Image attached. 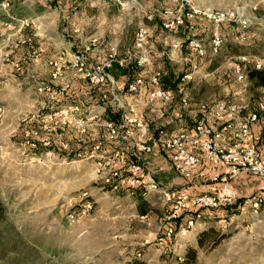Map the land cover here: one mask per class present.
I'll return each instance as SVG.
<instances>
[{"label":"rangeland","instance_id":"1","mask_svg":"<svg viewBox=\"0 0 264 264\" xmlns=\"http://www.w3.org/2000/svg\"><path fill=\"white\" fill-rule=\"evenodd\" d=\"M3 1L0 0V198L5 212L0 222V264H264V205L257 215L240 210L210 220L204 213L201 227L187 236L175 234L164 243L163 200L153 206L154 211L142 215L133 195L106 185L108 167L97 169L95 159L88 155L68 156L57 146L53 149L43 144L46 138L64 140L77 153L82 141L106 140L103 118L89 120L80 128L64 124L60 117L51 121L48 91L39 90L51 83L49 61L63 54V67L70 65L75 51L90 38L98 39L102 54H108L115 44L120 57H133L138 53L134 40L139 25H145L148 31L149 63L143 69L145 85L133 97L145 95L150 87L148 75L156 69L165 71V80L174 79L186 65L182 60L186 56L183 44L193 32L184 35L182 31L168 30L161 22L174 18L181 8L182 12L194 13L193 19L200 25L193 37L201 38L208 52L199 72L186 82L185 94L193 103L225 99L256 112L263 103L259 96L264 99V88H257L247 79L237 81L233 65L241 55H263L264 0H47L44 3L54 16L53 23L39 19V35L34 36L55 45L43 59L38 58L42 47L29 51L30 59H24V43L30 39L25 38L22 29L46 7L37 0H11L8 7ZM13 8H21L22 20L5 18V10L10 9V13ZM222 12H227L229 19L221 24L223 44L212 55L209 40L214 25L208 16ZM147 14H152V19H147ZM59 19L62 31L57 27ZM243 23L245 39L240 37ZM64 27L68 30L66 37ZM82 28L90 33L85 34ZM72 34L80 43L70 37ZM173 42H178L179 47H173ZM123 97L122 103L126 104ZM86 98L89 115H93L101 100ZM132 105L136 111L132 113L148 124L150 132L163 126L165 115H143L150 106L145 99ZM169 106L172 105H165ZM158 107L153 105L154 110ZM173 112L167 118V135L185 127ZM33 119L42 133L33 128ZM33 137H39L41 143L34 144ZM159 152L166 156L162 146ZM180 190L175 189L176 196ZM86 200L93 203V210L79 222L71 223L67 211ZM211 228L216 233L212 234ZM201 235L202 247L198 243ZM189 248L196 250L194 259L190 253L186 256Z\"/></svg>","mask_w":264,"mask_h":264},{"label":"built area","instance_id":"2","mask_svg":"<svg viewBox=\"0 0 264 264\" xmlns=\"http://www.w3.org/2000/svg\"><path fill=\"white\" fill-rule=\"evenodd\" d=\"M3 5L8 7L9 2ZM180 11V12H179ZM209 19L213 22L209 43V53L216 55L223 44L221 24L228 18L227 12L210 14ZM147 19H152V14L146 15ZM194 13L191 11L182 12L177 10L174 18L164 19L162 27L171 29L175 25H184L185 20L191 21ZM191 24V23H190ZM190 30L193 25L187 26ZM240 37L246 38L245 27L241 25ZM63 34L66 37L68 30L64 27ZM147 28L139 25L135 32L134 49L138 52L133 56L137 65L142 71L137 73L132 81L124 88L118 84L110 73V69L115 62L119 65L126 63L132 57H120L117 47L113 44L107 56L102 62H95L91 59L89 52L98 45L99 41L93 37L84 43L80 50H76L75 58L70 65L75 69L78 79L87 81L94 85L106 86L110 91V104L117 106L121 114L117 120L105 119L102 121L106 130V140L119 141L123 143L132 156V160L120 168L118 162L122 155V148L115 149L110 154L101 150V142H97L90 150L88 157L95 159L97 169L109 168L105 178L106 185H112L111 189L121 188V182L127 186V192L133 195L131 188L142 186V195L147 197L151 193H157L165 203L171 204V209L163 216L165 227V239L170 240L175 234L187 236L197 227L204 224V212L198 210L189 217L186 222L177 229L175 222L178 219L179 211L187 209L190 205L202 209H215L221 205L236 202L240 195L231 186V181L240 173L247 172L258 178V190L245 197L242 201L241 212L249 211L257 215L264 205V143L258 144L253 141L252 126L257 122L255 111H243L239 105L225 99L213 102H199L193 104L190 98L184 94L177 100L175 107V117L179 122H184L186 116L192 119L190 128L181 127L173 134L167 135V131L159 130L157 143L170 156L173 170L181 175L188 183L197 184L210 180L219 184L214 192H199L189 194L180 193L175 196L174 188H166L159 184L150 171L147 170L144 155L151 153L154 144L149 143L147 134L148 124L139 116L132 113L130 107L122 103V95L133 96L145 85L143 69L149 63V52L147 50ZM188 46L195 51V57L183 56L182 60L188 65L187 71L181 76V82H187L200 70L201 60L207 55L201 38L187 36ZM67 44L73 46L69 39ZM173 47H179L178 42H173ZM51 67V77L55 80L62 75L64 56L59 54L49 61ZM254 65L256 69H261L264 64V52L262 56L241 55L233 65L236 80L243 82L246 79V67ZM162 70L156 69L148 75L150 85L146 94L147 102H161L164 106L172 102L174 95L171 89L161 85ZM69 83H64L56 87L48 84L41 86L39 90H47L51 101L65 94L69 88ZM103 105V104H102ZM264 105V100H263ZM102 107V106H101ZM105 109V107H103ZM82 107L79 104L65 103L59 109L51 112L48 116L57 121L60 117L64 124H74L79 128L94 118L100 117L98 112L93 115L81 116ZM138 130L135 136L133 129ZM83 130V129H81ZM63 150L69 149V144L60 140L57 141ZM44 145L50 146L52 141L45 139ZM76 155L81 157V153ZM202 162L209 166H217L219 169L206 177L203 169L195 170ZM113 183V184H112ZM93 210V203L89 200L83 201L67 211V218L71 223L79 222L88 216ZM162 243V242H161Z\"/></svg>","mask_w":264,"mask_h":264},{"label":"trees","instance_id":"3","mask_svg":"<svg viewBox=\"0 0 264 264\" xmlns=\"http://www.w3.org/2000/svg\"><path fill=\"white\" fill-rule=\"evenodd\" d=\"M6 1L9 2V4H11V0H4L3 2H6ZM7 12H9V11L7 10ZM5 15H9V13H5ZM188 25H193V29L190 30L187 27ZM199 25L200 24H197L195 19H193L189 22L185 20L184 25L177 24L173 28L168 29V30L182 31L183 33H185L184 35H186L190 31H192L193 32V33L191 32L192 36H194V32L196 30V27ZM204 30L206 31L207 29L204 28ZM24 36H26L25 38L30 39V42L24 43V47L26 49V50H24V53H23L24 59H27V58L30 59L27 56L28 52L32 51L33 49H37L39 47H42L43 50L39 53L38 58L43 59L44 57H47V53L50 51L51 47L46 43L47 42L46 40H43L41 38L34 36V34L32 32L29 33L28 35H24ZM70 37L73 38V40L77 41V43H80L79 38H75V36H73V34ZM73 43L75 44L76 42L73 41ZM99 46L100 45L98 44L89 52L92 60L94 58L93 56H96L97 55L96 53L100 52ZM183 46L186 49V51L184 52V55L191 57V58H194L195 57V51L188 46L187 41L183 44ZM181 47H182V44H181ZM187 69H188V65L186 64L184 66V69L179 73V75H177L174 79L168 78L167 80H165L166 79V77H165L166 73L164 70H162L161 85L164 88L171 89L173 92V95H174L172 102H170L167 105L171 104L172 106L176 107L178 98L185 94L186 82H181L180 78L184 74V72L187 71ZM109 71L112 74V76L114 77V79L117 81V83L122 85L125 88L127 86V84L134 79V77L137 75V73L142 71V68H140L137 65L136 60L132 57L130 60H128L126 63H124L122 65H119L117 62H115ZM245 73H246V79L248 81H250V82L252 81L253 84L257 88H264V64H263L261 69H256L254 67V65L250 64L246 67ZM50 78H51V72H50ZM48 85H50L52 87H56L59 84L51 82V83H48ZM47 95L49 98L48 99L49 104L51 105V106L49 105L48 107H49V109H51V112L59 109L65 103H74V104H79L81 107H83L84 111H83V113H81V116L84 117L88 111V107L85 104L86 103L85 99H86V97L89 96L90 98H94V101L97 100L98 102H99L100 98L103 99V104L105 106V113L102 116V118H103L102 120H105V119L117 120L121 114V110L117 106L110 104L111 95H110L109 89L106 86L94 85V84H91V83L84 81V80H81V79H77L75 82L71 83V85H69V88L65 92V94L58 97L56 100L51 101L49 93ZM176 97H177V99H176ZM259 98H260V101L264 100L263 97L259 96ZM175 100H176V102H174ZM207 103H210V102H207ZM193 104H197V103H193ZM261 104H262L261 107L258 110H256L257 117H258L257 121H259L260 125H261V132H260L259 136L255 138V141L258 144L264 143V105H263V103H261ZM184 120L187 121V123L192 122V119L190 116H186ZM36 121H37L36 119H33V128L35 127L36 130L38 131V133H42V130L40 129V126L36 124ZM159 130L167 131V128L163 125L162 127H159V128L152 130L153 139L152 140L149 139L150 140L149 143L155 144L161 149V145L159 143H157V141H156ZM51 141H52V144L49 147H52L54 149V146H57L59 149H61L59 147L58 142H55V140H51ZM80 141H82V140H80ZM97 142H101V150L103 152H105L106 154H110L111 152H113L115 149H118V148L123 149L122 155H121L122 162L120 163L121 165L119 164L120 168H123L126 163H128L132 160L131 153L126 148H124L123 144H121L119 141H108L105 139H100V140H97V139L90 140L89 139V140L82 141L81 144L78 143L79 144L78 150L81 153L82 157L88 155L90 150L92 149V147L95 144H97ZM33 143L34 144L41 143V139L39 137L38 138L33 137ZM68 144H69V149L66 150V152H65L66 155H68V156L76 155V152L70 148L69 142H68ZM167 154L168 153L166 152V155ZM120 185H121V188L124 190L129 189L122 182ZM110 186L112 187V185H110ZM131 190L133 191V196H134L135 200L137 201V210L140 214L144 215V214H147L148 212L154 211L155 207L151 206L144 199V196L142 195L143 187L141 185L135 186V187L131 188ZM241 199H242V197L240 196L239 199L232 204L221 205V206H219L215 209H211V210L202 209L200 207L190 205L187 209H183V210L179 211L178 219L174 225L177 229L180 225L184 224L186 222V220L189 217H191V215H193L194 212H196L198 210H203V212L206 213V215L208 216V219H210V220L211 219L213 220L214 218L219 219L221 217L230 216L231 214H234V213H239L241 210V205H242V201H243V199H242V201H241ZM164 205H165V213H164V215H165L171 209V204L165 203ZM4 212H5V207H4V204L0 198V222L3 218ZM163 216H162V218H163ZM211 229H213V230H211L212 234L216 233L215 232L216 230L214 228H211ZM165 230L166 229L164 227V229H163L164 233H163L162 238L165 237ZM207 233L209 235L211 234L209 232H207ZM207 233H203L202 235H205ZM202 235L199 237V240H198L200 247L203 246ZM167 242H169V240L165 241V243H167ZM189 253L192 256V259H194L196 256L195 248H189L187 250L186 256Z\"/></svg>","mask_w":264,"mask_h":264},{"label":"crops","instance_id":"4","mask_svg":"<svg viewBox=\"0 0 264 264\" xmlns=\"http://www.w3.org/2000/svg\"><path fill=\"white\" fill-rule=\"evenodd\" d=\"M37 1H39L40 4H43V6H45L46 8H43V9H41L40 12L36 13L35 18H33V20H31L30 24H28L27 26H25L22 29L24 35H28V34H26V32H27V30L31 31V29H32L31 32L34 35H36V36L39 35L38 25L36 23L39 19L41 21H44V22H49L50 25H52V23H53L54 16H52L53 14L51 12H49L48 6L45 5L46 3H44V1H47V0H37ZM48 1H50V0H48ZM5 12L9 13L6 10H5ZM6 16L7 17H5V18H9V19L11 18L10 21H12L13 19L15 21H20L23 19L22 18L23 14L21 12V8L18 10L17 9L15 10L13 8V10L9 13V15H6ZM86 19L87 18L85 17V20ZM57 23H58L57 27L58 28L61 27V31H62V27H63L62 21L59 19ZM33 26L36 29L35 32H34V29L32 28ZM48 27H49V29H51V31L54 32L52 26H48ZM82 30H84V32L86 31L85 34L90 33V31H88V29L86 30V28H82ZM81 33H83V32H81ZM46 41H47L46 43L49 46L54 44L53 41H52V43L49 42V40H47V39H46ZM59 45L61 46V44H59ZM60 46H56V47H60ZM64 46L66 47L67 44L65 43ZM64 46H61V48H63ZM96 54H97L96 56H93L94 57L93 61H95V62H102L104 60V58L107 56V53L101 54L100 52H98ZM64 67L65 68L63 69L62 75L55 80L51 77V82L59 84V85L64 84V83H69L71 85V83L75 82L78 79L75 70L73 68H67V67H72V66H70L68 64V66L64 65ZM147 92H148V89H147L144 96H141V94L136 96V97H133V96L130 97V96L124 95L123 98L126 99V102H125L126 104H124V105L126 107L127 106L130 107L132 110L135 111V108L132 105V103L136 102V105H139V103L145 99V102L148 104L147 98H146ZM100 100H101V104H103V99L100 98ZM122 101H123V99H122ZM131 101H132V103H131ZM155 103L157 105H159V107L156 110L153 109V105ZM100 105L96 106V108H98V107L99 108L97 110H95V112H98V115L100 116V118H102L103 114L105 113V109L103 107H101L102 105L101 106ZM170 107L174 108V106H169L168 108H170ZM168 108H166L161 102L156 101V102L150 103L148 110H146L143 115L146 117H149V115H151V114L152 115L158 114L159 116L165 115L162 123H164L163 125L168 130V128L170 129V120H167V118H168L170 112L174 111L173 113L175 114V108L172 110H167ZM241 109L243 111H250V110H248V109L246 110L244 108H241ZM83 111H84V109L82 107V113H83ZM91 111H94V109ZM151 111H153V113ZM89 114H90V112L88 110L85 116H88ZM133 114L137 115L136 113H133ZM184 123H185V127L187 129L192 126V122L187 123V121H184ZM175 130L176 131L180 130V128L175 129ZM175 130H173L171 133L176 132ZM260 132H261V125H260V122L257 121L252 126L253 141L255 143H256L255 138L259 136ZM133 133L136 136L138 134V130L134 128ZM151 136H152V130L150 132V128H149V131L147 134L148 140L151 138L153 139V137H151ZM121 144H123V143H121ZM159 150H161V149L157 145L154 144L153 151L151 153H147L144 155V162H145L147 170L150 171L153 174V176H155V178L160 181V183L162 184L163 187L169 186V187H172L174 189L178 188V190H180V189L182 190V192L180 190L179 193L187 192L189 194H195V193H199V192H214L218 188L219 184L216 182L210 181V180H206V181L201 182V183L189 185L188 182L181 175H178L173 170V168L171 166L170 156L168 154L166 156L162 155L159 152ZM163 151H165V150H163ZM165 153H166V151H165ZM121 162H122V159L120 158L118 165ZM198 169H203L205 171L206 177H209L214 172V170H218L219 168L217 166H209L206 163L202 162L199 166H197V168L195 170L197 171ZM231 186L235 190H237V192L239 193V195L241 197H246L248 195L254 194L258 190V178L256 176L250 174V173L243 172V173H240L238 176H236L231 181ZM175 195H176V192H175ZM144 198L148 201V203L151 206H154L157 203H158L157 205H159V200H161V201L163 200L161 198V196L157 193H151L150 195H148L147 197H144ZM161 204L162 203H160V205Z\"/></svg>","mask_w":264,"mask_h":264}]
</instances>
